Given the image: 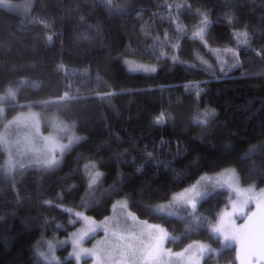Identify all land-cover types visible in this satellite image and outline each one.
<instances>
[{
    "label": "trees",
    "instance_id": "obj_1",
    "mask_svg": "<svg viewBox=\"0 0 264 264\" xmlns=\"http://www.w3.org/2000/svg\"><path fill=\"white\" fill-rule=\"evenodd\" d=\"M197 9L211 21L207 46L192 38ZM126 61L156 71L130 72ZM42 102L60 106L83 139L54 168L24 163L13 183L1 179L0 146V264H44L36 242L73 229L65 207L81 201L89 162L115 186L89 208L96 218L121 195L138 217L163 224L175 249L208 242L218 262H236L235 246L222 247L210 227L229 202L223 190L181 217L155 214V205L226 167L264 184V0H34L28 14L0 5V132ZM205 109L214 115L196 123Z\"/></svg>",
    "mask_w": 264,
    "mask_h": 264
},
{
    "label": "rangeland",
    "instance_id": "obj_2",
    "mask_svg": "<svg viewBox=\"0 0 264 264\" xmlns=\"http://www.w3.org/2000/svg\"><path fill=\"white\" fill-rule=\"evenodd\" d=\"M34 4V0H0V5L8 7L12 10L21 12L22 14H28L31 12L32 7ZM132 65H143L141 62L131 61ZM146 66V65H143ZM148 67V66H146ZM9 123V124H7ZM6 128L2 129L0 133L5 134L9 141H11V153H12V160L16 164V168L13 171L12 176H7L5 174V167L9 160V154L5 151L4 147V161L1 168V179L4 182L13 183V177L16 171L20 172L19 165L22 163H26L29 161H36L37 159L41 158L43 155L42 149L49 148V145L45 141V138L51 137L54 140L58 141L59 143L67 144L68 143V135L75 134L76 136H80L76 132L74 127V123L71 121H66L62 115L60 114V106L50 107L49 102H42V105L39 107L28 106V108L21 110L18 116L14 119L13 122H7ZM63 129H69L72 131L71 133L63 132ZM16 141H20L21 144L19 146L16 145ZM31 141V142H30ZM77 144V143H76ZM76 144H74L70 149L66 150L62 156L59 155L57 151L58 159L60 163L63 160L65 154L70 151ZM59 163V164H60ZM58 164V165H59ZM95 164L93 162H89L85 165ZM96 165V164H95ZM37 168L43 169L39 164L35 163L33 165ZM25 168V167H24ZM99 167L95 169L89 168L88 170L85 169L84 171L86 175L87 181V188L84 195L81 198V201L78 203L77 207H65L66 210L70 213V217L68 218V223L73 224L74 227L68 233L64 234H55V235H48L44 232L41 237L38 239L35 245V254L37 258L42 261L44 264H77L75 257L71 255L73 251V246L71 243V237L74 233L78 230L85 229L87 227L85 221L82 217H78L76 213H83L85 216L91 217L97 225H105V221L107 219V224L105 225L108 228V235H105L103 228H97L95 232L90 233L84 240L83 246L85 248H92L94 245H97L98 242H104L105 245L111 246L112 244L116 243L117 237L113 236L112 233L115 232L118 235L123 233H130L135 232L139 235L141 232L146 233L149 230L150 225H160L162 226L167 232V228L161 224L156 223L148 220L141 219L138 217L135 212L127 205L126 209H121L117 207L113 209L109 215L103 217L101 219L96 218L93 214L90 213L89 208L99 201L105 195H109L114 191V185H103L101 179L97 182L95 186L92 188L88 187V171H97ZM45 170V169H44ZM234 173V179L231 182L235 187H238L242 192L248 194L246 192L247 189L252 188L255 193H259L262 189H264L263 185H258L257 182H252L249 184H245L242 182L239 172L234 167H226L220 171L215 173H208L203 174L197 181H201L199 185H197V191L201 192V196L197 197V207L201 203L203 199H205L211 192L216 189L223 190L227 197L229 198V202L227 205L222 207L220 210L217 220L213 224L216 225L219 223L221 216L225 211H231V201L237 200V195L234 189H229L227 184L225 183L226 180H229L231 174ZM204 178L201 180V178ZM197 181L194 182L192 185L178 191L174 195H178L181 192H184L185 189H190L193 185L197 184ZM115 194L113 193V196ZM173 195V196H174ZM172 196V197H173ZM115 202L117 201H126L124 196L115 195L114 197ZM158 207L164 208V214L167 213H174L175 217L185 216L187 214L192 213L194 210L191 209L190 206H185L183 203H174L172 198L161 202L155 205V209ZM245 211L251 214L254 211H257L255 201H251L245 208ZM131 213L136 217V220L133 221L131 217L128 215ZM247 217H236L235 223L237 227L239 225L244 224ZM227 226V225H226ZM214 233V232H213ZM169 234V232H168ZM214 235L220 238L222 247L225 245L228 247L235 246V251L239 250V245L236 240H228L224 241L223 236L220 233H214ZM52 242L54 246V252L49 253L48 250V243ZM199 244L208 245L209 249L204 253L201 257V264H239V260L236 256L235 263H220V262H211L212 260L206 261L210 255H215L219 248L215 247L208 242L203 241H196ZM196 242L190 243L193 245V249L189 250V252L185 253L184 250L188 247L181 249H175L172 244L167 243L165 241V248L171 249L172 255H165L164 261L165 264H188V257L195 251ZM39 252L45 253L47 256L51 257L54 255L55 259H46L41 257L38 254ZM175 253H182V255H175ZM81 264H93L92 258L85 256L82 257Z\"/></svg>",
    "mask_w": 264,
    "mask_h": 264
},
{
    "label": "snow or ice",
    "instance_id": "obj_3",
    "mask_svg": "<svg viewBox=\"0 0 264 264\" xmlns=\"http://www.w3.org/2000/svg\"><path fill=\"white\" fill-rule=\"evenodd\" d=\"M102 3H107L111 5L112 0H101ZM181 7L190 8V5H176L177 10ZM195 14L201 16L202 19L199 21V25L196 30L192 32L193 39H199L201 42L207 46L206 33L208 26L211 21L209 20L207 14L201 13L199 9L195 10ZM177 28L179 31L183 32V28L177 22ZM237 37L239 43H247V33L237 32L234 34ZM243 37V39H241ZM52 37L49 36L48 40L51 41ZM173 48H179V44L172 45ZM213 51L217 58L220 56L219 49H210ZM225 52L231 53L233 57L238 56V53L231 48L224 50ZM173 61L177 60L176 56L172 57ZM128 64V70L130 72H155V67H146L143 65H132L130 62L126 61ZM206 63V62H203ZM221 72L224 71V61H220ZM240 65V61L237 59L236 63L231 65V68H237ZM191 66V65H190ZM226 74V73H225ZM99 79V78H98ZM199 95V93H197ZM107 95H113V93H108ZM101 99L106 98L100 97ZM214 115V110L205 109L202 113L203 118L197 117L196 123L206 124L207 117ZM165 118L164 114L157 116L155 118L156 124H164ZM63 132L71 133L69 129H63ZM83 137L76 136L74 133L68 135V143L63 144L54 140L51 137L45 138V141L49 145V148L42 149L43 155L41 158L37 159L35 162L39 164L43 169H51L56 167L60 160L57 156V151L60 156L64 152L70 149L74 144L79 143ZM31 142V141H30ZM11 141L8 137L0 133V146H3L5 151L9 154V160L5 167V174L7 176H12L14 169L17 167L12 160L11 153ZM17 146L21 144L20 141L15 142ZM151 156V153H149ZM24 164H20L19 168L23 169ZM89 168L95 169L96 165L91 164L85 165V169ZM104 174L100 171H88V187L92 188L97 184ZM204 178L202 177L201 180ZM234 179V173L231 174L229 180H226L229 189H234L237 195V200L231 201V211H225L220 218L218 224L210 226L212 232L220 233L223 236L224 241L236 240L239 245V250L236 253L239 264H264V189H262L258 194L253 191L252 188L246 190L248 194L242 192L238 187L234 188L231 180ZM201 181H197L196 185H193L190 189H185L184 192L174 195L172 201L174 203H183L185 206H190L192 210L197 208V197H200L201 192L197 191V185ZM255 201L257 211L251 214L245 211L246 206L251 202ZM47 203V202H45ZM113 209L117 207L121 209L127 208V201H117L112 205ZM164 212V208L158 207L155 209V214H160ZM78 217H82L85 221L87 227L85 229L78 230L71 237V243L73 246V251L71 255L75 257L77 264H81L82 257L88 256L92 258L93 264H165V255H172L171 249L165 248V241L169 239H175L174 237H169L168 232L160 225H150L149 230L144 233L141 232L137 235L135 232L121 233L117 236L115 232L112 233L113 236L117 237L116 243L111 246H107L104 242H98L92 248H85L83 246L85 238L92 232H95L97 228H103L105 235H108V228L105 226L107 224V219L105 225H97L95 221L83 213H76ZM133 221L136 217L131 213L128 214ZM167 215L172 216L174 213H167ZM247 217L244 224L237 227L235 223L236 217ZM196 219V217H193ZM227 225V226H226ZM193 245H188L184 250L185 253L193 249ZM209 246L199 244L196 242L195 251L188 257V264H201V257L206 251H208ZM49 253L54 252V246L52 242L48 243ZM38 254L46 259H55L54 255L51 257L47 256L43 252ZM179 256L182 253H175Z\"/></svg>",
    "mask_w": 264,
    "mask_h": 264
},
{
    "label": "flooded vegetation",
    "instance_id": "obj_4",
    "mask_svg": "<svg viewBox=\"0 0 264 264\" xmlns=\"http://www.w3.org/2000/svg\"><path fill=\"white\" fill-rule=\"evenodd\" d=\"M220 251H221V250H219L215 255H210L209 258H208L206 261H208V260H212L214 263L217 262L216 259L219 258ZM212 261H211V262H212Z\"/></svg>",
    "mask_w": 264,
    "mask_h": 264
}]
</instances>
